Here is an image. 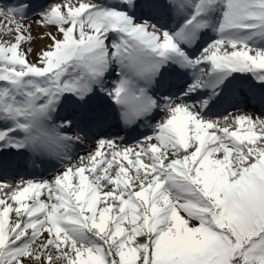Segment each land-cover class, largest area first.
I'll list each match as a JSON object with an SVG mask.
<instances>
[{"label":"snow or ice","instance_id":"6c2138e0","mask_svg":"<svg viewBox=\"0 0 264 264\" xmlns=\"http://www.w3.org/2000/svg\"><path fill=\"white\" fill-rule=\"evenodd\" d=\"M0 264H264V0H0Z\"/></svg>","mask_w":264,"mask_h":264},{"label":"bare ground","instance_id":"6f19581e","mask_svg":"<svg viewBox=\"0 0 264 264\" xmlns=\"http://www.w3.org/2000/svg\"><path fill=\"white\" fill-rule=\"evenodd\" d=\"M35 19H37V17H32V20H35ZM32 20H30V21H28L29 23H31L32 22ZM41 32H43V29H41V28H39L38 26H36L35 24L33 25V34L35 35V34H37V33H41ZM44 43H47V41H37V43L36 44H34V47L35 46H38V45H40V44H44ZM84 154V153H83ZM83 154H81V155H83ZM54 169H52L50 172H52ZM49 172V173H50ZM50 174H52V173H50ZM49 174V175H50ZM50 177H52V175L50 176ZM46 179H49L48 177L46 178Z\"/></svg>","mask_w":264,"mask_h":264},{"label":"rangeland","instance_id":"374dc122","mask_svg":"<svg viewBox=\"0 0 264 264\" xmlns=\"http://www.w3.org/2000/svg\"><path fill=\"white\" fill-rule=\"evenodd\" d=\"M43 31H44V29H43Z\"/></svg>","mask_w":264,"mask_h":264}]
</instances>
